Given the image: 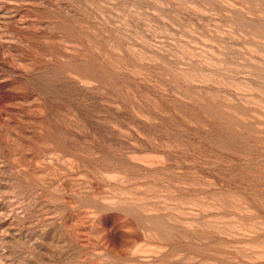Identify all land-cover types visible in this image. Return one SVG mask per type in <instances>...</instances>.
<instances>
[{
    "label": "rangeland",
    "instance_id": "1",
    "mask_svg": "<svg viewBox=\"0 0 264 264\" xmlns=\"http://www.w3.org/2000/svg\"><path fill=\"white\" fill-rule=\"evenodd\" d=\"M0 264H264V0H0Z\"/></svg>",
    "mask_w": 264,
    "mask_h": 264
}]
</instances>
